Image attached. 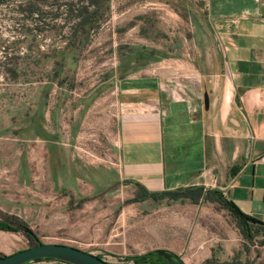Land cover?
Wrapping results in <instances>:
<instances>
[{
    "label": "rangeland",
    "instance_id": "rangeland-1",
    "mask_svg": "<svg viewBox=\"0 0 264 264\" xmlns=\"http://www.w3.org/2000/svg\"><path fill=\"white\" fill-rule=\"evenodd\" d=\"M85 4L95 14L79 27ZM208 28L206 0L0 3V220L19 225L0 230V254L51 242L108 264L157 248L264 264V234L243 239L216 202L134 200L147 166L116 142L117 81L195 73Z\"/></svg>",
    "mask_w": 264,
    "mask_h": 264
},
{
    "label": "crops",
    "instance_id": "crops-1",
    "mask_svg": "<svg viewBox=\"0 0 264 264\" xmlns=\"http://www.w3.org/2000/svg\"><path fill=\"white\" fill-rule=\"evenodd\" d=\"M206 6L210 41L195 73L117 81L116 142L147 166L127 179L145 190L215 189L264 223V0Z\"/></svg>",
    "mask_w": 264,
    "mask_h": 264
},
{
    "label": "trees",
    "instance_id": "trees-1",
    "mask_svg": "<svg viewBox=\"0 0 264 264\" xmlns=\"http://www.w3.org/2000/svg\"><path fill=\"white\" fill-rule=\"evenodd\" d=\"M2 1L3 0H0V3ZM70 6L72 5L69 2V6L67 7L68 11L72 10V7ZM93 6L94 5H87V4L80 6L81 8L77 14V20L75 21L76 26L80 27L84 24V22L92 21V18L94 17L95 14V10ZM34 14L38 16L37 13ZM135 185L138 189V193H137V197H135L134 200L141 201L150 198L152 200H157V201L164 199L166 202H173L181 199H187L191 203H197V201H201V200L208 202H216L220 206L224 207L229 211L230 215L233 217L235 227L243 239L251 240L256 234H258V232H262L264 234L263 222L242 213L232 202L225 200L221 196V194L215 189H202L201 187L198 186V187H186L183 189H176L170 191L149 192L144 188H142L141 186H139L138 184ZM18 227H19L18 224L10 226L8 221L0 220V230L16 231ZM38 243L39 242H33L32 245ZM127 259L131 260L132 264H166V261L162 257L156 255H150L149 251L143 254L127 257ZM202 264H239V263L232 260L221 263H213L212 258H210V259H206Z\"/></svg>",
    "mask_w": 264,
    "mask_h": 264
},
{
    "label": "water",
    "instance_id": "water-1",
    "mask_svg": "<svg viewBox=\"0 0 264 264\" xmlns=\"http://www.w3.org/2000/svg\"><path fill=\"white\" fill-rule=\"evenodd\" d=\"M149 254L162 257L166 264H186L179 254L164 248L151 250ZM40 260H54L66 264H108L93 253L71 245L51 242L34 244L0 255V264H31Z\"/></svg>",
    "mask_w": 264,
    "mask_h": 264
},
{
    "label": "built area",
    "instance_id": "built-area-1",
    "mask_svg": "<svg viewBox=\"0 0 264 264\" xmlns=\"http://www.w3.org/2000/svg\"><path fill=\"white\" fill-rule=\"evenodd\" d=\"M260 160L264 162V154L260 156ZM52 262H55V261L54 260H40V261H36L31 264H53Z\"/></svg>",
    "mask_w": 264,
    "mask_h": 264
}]
</instances>
